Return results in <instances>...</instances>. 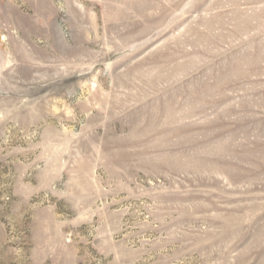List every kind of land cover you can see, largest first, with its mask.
<instances>
[{
  "label": "rangeland",
  "instance_id": "374dc122",
  "mask_svg": "<svg viewBox=\"0 0 264 264\" xmlns=\"http://www.w3.org/2000/svg\"><path fill=\"white\" fill-rule=\"evenodd\" d=\"M0 264H264V0H0Z\"/></svg>",
  "mask_w": 264,
  "mask_h": 264
}]
</instances>
